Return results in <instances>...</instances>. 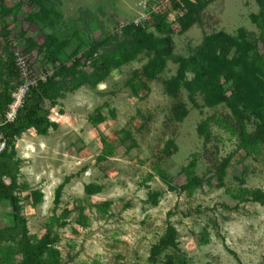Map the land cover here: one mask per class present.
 Returning a JSON list of instances; mask_svg holds the SVG:
<instances>
[{
  "label": "rangeland",
  "instance_id": "obj_1",
  "mask_svg": "<svg viewBox=\"0 0 264 264\" xmlns=\"http://www.w3.org/2000/svg\"><path fill=\"white\" fill-rule=\"evenodd\" d=\"M68 1L59 0L55 9L67 11L64 4ZM100 1L108 16L103 40L121 37V29L130 23H150L154 17L149 9L157 2ZM5 3L12 9L0 5V66L7 62L5 52L22 54L26 48L31 53L24 56L34 75H50L60 67L58 62L69 64L65 55L74 46L65 48L52 64L45 48L40 49L46 42L40 31L46 29L27 20L33 9L19 0ZM258 12L255 0H208L188 30L180 32L173 26V52L185 56L188 47L200 45L205 36L217 32L235 36L244 29L257 39L259 31L251 16ZM160 13L167 14L165 20L172 24L170 6ZM81 15L85 24L87 15ZM144 15L148 18L142 19ZM148 31L159 36L154 28ZM57 37L61 39L59 33ZM84 49L87 45L79 54ZM148 62L143 52L111 71L94 89L87 85L72 89L81 78L69 79L63 98L53 106L44 104L51 124L48 133L15 137V158L21 161L17 184L26 186L27 193L42 195V201L32 206L27 193H14L28 235L40 239L50 229L58 238L53 245L58 264H148L150 247L171 224L187 264H264V206L241 202L239 197L241 188L264 194V142L248 155L239 145L240 125L225 104L208 107L198 94L192 102L183 88L170 98L165 83L176 75L177 65L168 61L163 71L149 78L142 73ZM82 71L91 70L84 67ZM177 103L184 111L180 120L173 111ZM206 120H211L209 141L197 132ZM245 126L247 133L254 132L253 124ZM225 159L228 165L222 166ZM191 163L201 184L188 193L184 170ZM61 184L55 206L54 192ZM90 186L96 193L87 192ZM149 193L158 195L156 205L148 201ZM101 203H110L107 215L97 211ZM63 215L68 224L57 227L55 219L61 221ZM80 215L85 226L77 225ZM11 224L10 204L0 200V229ZM14 258L17 264L21 256Z\"/></svg>",
  "mask_w": 264,
  "mask_h": 264
},
{
  "label": "trees",
  "instance_id": "obj_2",
  "mask_svg": "<svg viewBox=\"0 0 264 264\" xmlns=\"http://www.w3.org/2000/svg\"><path fill=\"white\" fill-rule=\"evenodd\" d=\"M28 1L36 8L27 20L54 31V34L46 36V42L40 49L45 50L48 61L56 64L58 56L64 52L71 40L59 39L58 30L64 33L62 27L71 29L72 33L78 36L81 30L76 27L72 29L70 25L61 26L59 12L52 0ZM255 2L259 12L251 16V20L259 31L257 39L249 36L244 29H239L235 36L217 32L205 36L200 45L188 47L185 56L175 55L173 26L176 25L180 32L188 30L208 0H171L170 9L174 14L172 24L165 20L167 14H153L154 18L150 23L136 25L130 23L121 29V37L114 36L97 45L92 41L88 43V49L81 54L78 51L82 47L80 43L71 54L65 55V60L69 62L67 66L58 62L60 67L48 75L45 81H38L30 88L15 121L1 127L6 149L0 154V200L9 202L12 224L10 227L0 229V264H14V257L17 254L21 256L17 264H58L56 259L59 254L53 247L58 238L50 229L40 239L28 235L26 221L21 215L22 208L14 194L17 190L25 193L28 191L26 186L19 187L17 184L21 161L15 158L14 139L26 132L36 136H45L48 133L51 124L44 104L53 106L58 98H63L65 83L69 79H76L77 76L81 78L72 89L84 85L94 89L111 71L134 61L143 52L148 54L149 62L144 66L142 73L149 78L156 77L170 61L177 65V71L176 75L165 83V93L170 98H176L180 88H183L192 102L198 94L208 107L225 104L240 125L239 145L248 155L256 152L258 145L264 142V0ZM149 28H154L159 36H152ZM6 33L3 30V34ZM5 53L7 62L0 66V120L4 119L12 101V94L21 83L14 53ZM30 53V49L26 48L22 55ZM84 67L91 71L83 72ZM188 74L191 78L187 77ZM173 111L175 118L179 120L183 118L182 104L177 103ZM210 122L211 120L203 121L197 128L198 134L203 136L205 141H209L211 136ZM247 122L254 125L253 133H247L245 126ZM227 165L228 159H225L222 166ZM194 167V163H191L184 170L187 177L184 190L188 193L201 184L194 176ZM167 185L172 189L169 181ZM62 189L63 184L55 189V206L59 204ZM96 191L93 186L87 190L89 194ZM26 196V200H29L32 206L42 201V195L38 192L27 193ZM157 197V194L149 193L148 201L156 205ZM239 197L241 202L252 201L264 206V194L258 190L241 188ZM109 207L110 203L96 205L97 211L104 215L108 214ZM55 224L63 228L68 223L63 215L61 221L55 219ZM84 224V218L80 215L77 225L85 226ZM207 238L208 233L204 231L202 241L206 243ZM178 245L175 227L167 224L164 234L150 247L148 264H187ZM229 252L236 257L235 253Z\"/></svg>",
  "mask_w": 264,
  "mask_h": 264
},
{
  "label": "crops",
  "instance_id": "obj_3",
  "mask_svg": "<svg viewBox=\"0 0 264 264\" xmlns=\"http://www.w3.org/2000/svg\"><path fill=\"white\" fill-rule=\"evenodd\" d=\"M52 2L59 3V0H52ZM19 3L23 6L26 5L29 9L30 8L33 9V12H30L27 17L29 18L30 14L34 13V8L36 7H33L32 4L28 0H19ZM101 3L102 2L100 0H69L67 4L66 3L64 4L67 11L64 9L62 11L58 10L61 26H68L71 24L70 26H72V29L73 27H76L81 30V33L79 36L76 33H72L71 29L68 30L67 28L62 27L61 29L62 30L64 29V33L58 30L57 33L60 34L61 38L71 39L67 47H69V45H72L74 46V49H76L80 43H82V47H84V45L88 46V43L90 44L92 41H95L98 38H101V40H103V38L106 37L105 31H103L106 29V26L103 24L107 23L108 16L106 14L107 10H104L102 8V6L100 5ZM0 5L8 7L9 9H12V7L8 6L5 3V0L0 2ZM69 6H72L74 9L72 8L73 11H71V13L68 15V12L70 11ZM81 13H84L87 15L86 20H85L86 24L81 22V19L84 20V17L81 15ZM45 29L50 31V33L47 34L46 30L44 32V29H43V31H40L42 34H44L43 36L54 34V31L52 29L48 27H45ZM83 31H86L87 35H84ZM96 32H100L101 34H99L98 37L93 38L92 34ZM55 33H56V30H55ZM91 38H93L94 40ZM85 50L86 49H84L83 51Z\"/></svg>",
  "mask_w": 264,
  "mask_h": 264
},
{
  "label": "built area",
  "instance_id": "obj_4",
  "mask_svg": "<svg viewBox=\"0 0 264 264\" xmlns=\"http://www.w3.org/2000/svg\"><path fill=\"white\" fill-rule=\"evenodd\" d=\"M171 0H157L156 4L151 6L149 12L151 14H158L161 10L170 6ZM148 18L144 15L142 19ZM15 66L17 73L20 77L21 83L17 86L12 94V101L8 106L4 119L0 120V154L6 149V141L1 131L4 124L12 123L15 121L19 109L22 107L25 97L27 96L30 88L35 86L38 81H45L48 75L39 74L34 75L30 69L27 59L21 53H15Z\"/></svg>",
  "mask_w": 264,
  "mask_h": 264
}]
</instances>
